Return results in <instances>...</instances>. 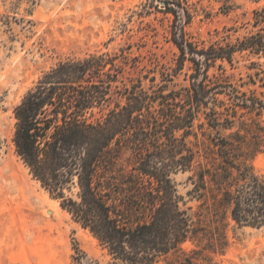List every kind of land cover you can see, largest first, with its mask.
<instances>
[{"label":"trees","instance_id":"16d2710c","mask_svg":"<svg viewBox=\"0 0 264 264\" xmlns=\"http://www.w3.org/2000/svg\"><path fill=\"white\" fill-rule=\"evenodd\" d=\"M249 1L262 3L252 10L255 30L207 48L184 30L189 8L165 2L177 70L191 63L185 87L125 82L128 55L92 54L58 63L14 108L16 154L111 260L211 264L206 253L228 247L229 221L264 227V178L252 166L264 153V92L240 90L264 88V0ZM235 55L253 71L238 86L224 67ZM179 173L199 203L193 214L173 179ZM71 261L100 264L78 248Z\"/></svg>","mask_w":264,"mask_h":264},{"label":"rangeland","instance_id":"374dc122","mask_svg":"<svg viewBox=\"0 0 264 264\" xmlns=\"http://www.w3.org/2000/svg\"><path fill=\"white\" fill-rule=\"evenodd\" d=\"M167 1L189 8L184 30L199 48L254 31L252 10L262 5L230 0L228 12L224 0H0V264H72L77 248L100 264H122L32 178L13 144V111L58 63L92 54L128 55L132 62L124 80L140 79L145 88L187 86L191 63L184 61L177 70L179 50L171 41L174 16L166 12ZM179 17L182 21L180 12ZM248 65L235 55L233 68L224 64L225 74L238 86L253 74ZM215 69L209 73H218ZM258 85L240 90L264 92ZM252 166L264 178V153ZM186 177L179 173L173 179L183 208L193 214L199 203L186 196ZM12 186L23 188L18 197L8 191ZM226 236L223 254L206 253L211 264H264V227L238 228L229 221Z\"/></svg>","mask_w":264,"mask_h":264},{"label":"bare ground","instance_id":"6f19581e","mask_svg":"<svg viewBox=\"0 0 264 264\" xmlns=\"http://www.w3.org/2000/svg\"><path fill=\"white\" fill-rule=\"evenodd\" d=\"M10 193H16V197H18L22 191H23V188H16L15 186H12L11 188H9L8 190ZM13 199V198H12ZM46 213L48 214V211H46Z\"/></svg>","mask_w":264,"mask_h":264}]
</instances>
